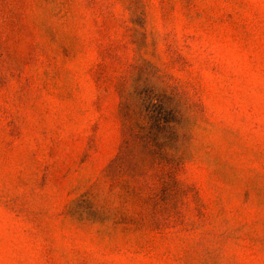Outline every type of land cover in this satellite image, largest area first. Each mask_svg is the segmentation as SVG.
Here are the masks:
<instances>
[{"label": "rangeland", "instance_id": "rangeland-1", "mask_svg": "<svg viewBox=\"0 0 264 264\" xmlns=\"http://www.w3.org/2000/svg\"><path fill=\"white\" fill-rule=\"evenodd\" d=\"M0 264H264V0H0Z\"/></svg>", "mask_w": 264, "mask_h": 264}]
</instances>
